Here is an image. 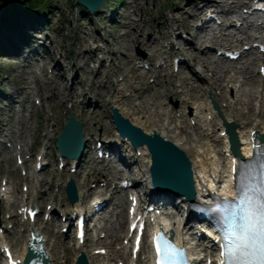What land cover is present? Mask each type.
<instances>
[{
    "label": "bare ground",
    "instance_id": "obj_1",
    "mask_svg": "<svg viewBox=\"0 0 264 264\" xmlns=\"http://www.w3.org/2000/svg\"><path fill=\"white\" fill-rule=\"evenodd\" d=\"M183 1L184 0H175V3H181ZM197 1L198 0H187L185 3H182V8H179V10L183 12H181V15L179 16L173 15L167 19L161 14L159 19L162 20L161 23H169L168 27L173 25H176V27H182L184 32L189 34V36L196 28L202 34L200 36L197 34L198 31H196L197 33H194L193 36L191 34L192 37L189 42L183 44L180 49L177 48V52L174 49L170 52V55L182 53L185 57H187V61L190 60L199 65V71L196 72L192 70V68L190 69V66L186 63V61H182V63L178 65V68L180 65L187 64V69L190 70V73L187 75L181 73L183 69L181 66V71L179 69L176 74H173L168 71V65L166 67L158 66L157 68L154 65L153 69L150 71L148 70L146 73L128 77L127 73L136 70L133 69L132 64L133 61L137 60V57H119L118 54L120 53V50H107V45L101 47L97 44V42H99L98 37L89 35L88 40H84L78 36L75 46L83 50L78 59L83 61V64L87 67L90 62L94 61L97 65L88 69L87 72H83L81 75L80 72L82 71V67H78L73 63L72 74L70 75V78L67 79L66 70L68 71V68H66V66H62L60 61L57 60L54 62L53 70L63 71V74L57 76V79L50 78V80L45 83V86L41 88H43L42 92H47V100L49 102L48 108L51 109L49 115L52 113V116H50L51 118L49 117L48 119H52L55 125L59 126L60 123H63L62 125L64 126L65 119L58 118L56 116V111L61 108L64 102H66V99H68L70 107L67 108V111L72 112V110L77 109V116H82L90 125L87 130L83 125L86 143L90 141L86 135L97 136V126H101V136L104 138L102 146L104 149L109 151L111 155H114V157L117 158L119 162L125 164L126 167L133 164L135 168H137L136 171H133V177L131 178L132 184L134 186L138 185V188L142 190L143 195L146 197V201H149V205H155L156 209H158L159 206H168L171 210L175 211V215L171 218L172 225L175 227L173 229L178 232L179 238L186 241L188 247L192 250L193 259L197 260L195 264H204L206 259H211L209 255L213 254L216 245L212 242L213 236L211 232L204 227V223L202 221L197 220L195 214H192L190 205L192 203L205 204L212 195L220 193H222L224 197H232V190L229 182L231 177L230 169L233 166V163H231V158L233 156L228 149L229 144L227 136L225 135V137H221V135H219V133L224 130L220 119L216 114L213 115L215 112H213L210 107L207 108L201 103L204 95L203 93L206 89L205 86L213 90L212 98L220 103L221 112L226 121L233 122L238 125L237 133L240 140V152L241 156L245 159L249 157V148L247 145L250 132L255 129L259 134H264V72L263 74L260 73L259 75H254L248 66L239 69H237V67H232L231 70L213 67L211 63H208L204 60V58H199L193 53L197 48V50L201 48L204 50H210L209 44H212V39L216 37L214 29L207 32V25L209 22L206 20L208 13H215L221 16V23L217 25V28H219L218 33L220 34V37L223 36V40H226L224 41L225 44H228L227 41L229 38H235L236 36L231 34H222L224 28L231 26L236 29L237 34L243 33L246 36L245 38L239 40L240 45H243L244 41L249 43L251 38L254 36L248 34L247 31L251 27L254 28L256 26L254 21H250V24L245 23L248 22V18L260 16L254 9L250 11L252 3L255 0H236L232 3H229L230 0H199V5L197 4ZM106 2L107 0L102 3L99 11L104 7ZM232 5H234V7ZM184 8L192 9V12L188 14L184 11ZM233 8H236V10ZM242 8H246L247 12L250 13L241 12L240 10H242ZM96 12L97 11L90 14L94 15ZM185 14H187V16H184ZM99 17L105 19L103 14H100ZM29 20L30 17H22L19 20H14L13 31L6 32V29H4L1 43L10 49V51L5 53V57H18V59H23L24 62H30L29 60L38 61V59L34 58L37 54L35 43H38V35L41 33V30L32 29ZM236 22L241 23V26H247V31L244 32L241 28H236ZM127 23H129L127 24V27L132 25L139 30V23H146V21L144 19L135 21H131L129 19ZM194 23H198L200 26L196 27ZM76 27L79 29L85 28L82 26L81 21H77ZM166 28L167 27H165V29ZM136 31L137 30H135V32ZM134 40L135 42H139L140 40L137 32ZM92 44H95V53L105 51L111 55V61L108 65L105 64V60H102L96 54H90L87 58H85L87 54L85 50H88ZM142 44L151 51H155V49L160 47V43L157 39L147 40L142 42ZM185 45L190 47L191 50H188L189 48H186ZM218 45L221 47L220 44ZM243 54L245 55L244 58H247L248 56L255 54V49L250 46L247 51H242V56ZM148 60L152 63L153 58L149 56ZM169 60L170 59L168 58L166 61L169 62ZM62 61H65L63 56ZM121 61L125 63V70L121 67ZM252 65H255V62H253ZM162 72H165V77L164 83L161 85L160 78ZM203 73L207 74V80L209 82L203 77ZM148 75H153L155 81L152 80L151 83L147 84L146 78ZM260 78H262V80ZM113 79L116 83H118V87L114 88L113 91L110 92L107 88V84L113 81ZM67 81L69 83L68 88L63 85V83ZM245 82H247L246 84H249L252 88L250 92H248V95H246V98L243 99L238 93L243 92V89L241 88ZM75 83L79 84L81 88L80 92L74 89ZM153 83H155L154 86ZM236 83H240L241 86L238 87L236 93H231V96L228 97L227 89L231 91L233 89L234 91L232 85ZM157 85L159 87L155 88ZM88 94H93L96 100L94 102L89 100L84 103L83 99ZM167 98L177 100L179 107L184 110H182L180 114H177L178 108L172 106L170 102L164 101ZM2 99L7 100L8 104H5V106L8 110H14V107L17 104L23 108L21 112H24L26 109V106L24 107L23 105V101H14L13 93L7 97H3ZM207 101H209V99ZM105 107H109V110L111 108H116L124 118L128 119L133 125L141 128L146 134L152 135L153 133H156L162 138L172 142L180 150L184 151L191 163L194 188L192 202L173 194L156 193L151 189L150 177L148 173L150 157L145 146L138 147L134 150L131 148L130 143L127 140L121 139L116 131L112 132L109 128H107L101 118V114L104 112L103 108ZM208 114L213 116L210 120L206 119ZM73 116L78 119L76 115L73 114ZM190 120H194L193 126L188 125L187 121ZM243 123H245V125H242ZM217 125H220V129L216 128ZM188 129H191V131L193 130V133H190ZM2 130L3 124L0 121V132H2ZM53 131L54 130L51 129L52 133ZM57 135L58 131L55 130L53 138ZM45 136L46 134L42 137ZM38 141L37 145H40L41 141ZM95 144L96 142L94 145ZM22 145H24L23 141ZM22 145H18L16 141H13L12 149L5 152L11 154L14 152V148L16 147L15 151H18V156H20L23 150ZM29 150L31 157L28 159H22L23 166H27L34 157L36 158L34 163L35 165L37 163L38 156H40V154L36 156L37 153L32 151L31 148H29ZM136 150L140 151L139 155ZM93 152L94 148L91 147L88 152H86L85 157H90L93 155ZM46 154L47 150L44 151L43 155ZM144 156L146 157V163L142 164V158ZM70 162L74 163L75 161L70 160ZM103 162L104 161L100 163ZM84 163L88 164L89 162L84 161ZM46 168L47 170H50L51 164L46 165L44 170H46ZM63 172L65 173V171ZM101 174V172L98 173V175ZM104 176L105 175L102 177ZM76 177L77 175H68V178L75 181L78 189V202L74 205H69L71 207L70 213H64L67 221H69L70 216L73 213H78L80 210L84 209L92 211L94 209V205L101 203H103V206L101 209V216H99V221L100 223L101 221H105L107 219L105 213L108 208H111V211L115 208V204L113 202L114 196L110 191V180L104 179L105 184L102 190L99 189V187H96L95 189V191L99 190L97 194L102 196L106 195L107 198L105 197L89 203L88 200L95 194V191L93 188H89L85 189L82 194L80 190L81 181ZM24 181L27 182L31 188H33V178L27 176L24 178ZM37 184L42 185L43 179L39 180ZM7 187H10V183L8 181H5L3 184L0 183V218H2V220L6 223L14 222L16 219V215L11 212L14 207V203L10 202L13 188L12 190L8 188L7 190L1 191L2 188L6 189ZM29 194H31L30 191ZM48 200L49 195L44 192L37 195L35 198V201L39 203L40 208H43V205ZM22 207L28 208L27 205L20 206V208ZM120 217L123 221L119 223L118 229L115 230V234L112 236L115 241L124 239L122 238L123 233L126 234V220H124L122 213L120 214ZM183 217H186L185 222L181 221ZM39 222L42 221L37 218V223L40 224ZM45 224L47 226H44L42 229L45 230L50 237L57 240H59L60 237H65V239H67V241H60L61 243L57 242L58 244L54 243L52 245L51 251H54V253L53 258H50V264H59L57 259L60 254L65 260V264H73L74 257L81 252L85 253L89 264L100 263L101 259L99 254H95L99 250L93 253L94 244L91 243V240L88 239L83 246L75 245L74 237L69 234L62 233L61 229H59L62 225L61 221L52 220L46 222ZM15 226L16 225L13 224V230L11 233L9 230L5 231L11 234V240L9 243L13 250L15 249L14 253L18 256V258L22 259L26 251L30 231L29 229H26L27 237L25 238L24 234L17 233ZM36 232H39V230ZM196 236H199V238L196 239ZM50 237L46 238L48 246H50ZM97 243L100 245L103 244L102 241L98 240ZM205 246L210 249L211 252L203 250V247ZM57 248H59L60 251H57ZM107 248L109 249L110 247L107 246ZM46 252L49 253L47 249ZM107 258L110 257L107 256ZM139 260V263L142 264L143 261L141 260V257ZM118 262L116 264H118Z\"/></svg>",
    "mask_w": 264,
    "mask_h": 264
},
{
    "label": "rangeland",
    "instance_id": "obj_2",
    "mask_svg": "<svg viewBox=\"0 0 264 264\" xmlns=\"http://www.w3.org/2000/svg\"><path fill=\"white\" fill-rule=\"evenodd\" d=\"M24 1L25 0H11L10 3L6 5L2 4L0 1V33H3L4 26L6 27L8 25L7 20H19L22 17H30L29 21L31 22L37 21V23L32 24L34 27L38 26V29L36 28L35 30H41V33L38 35V43H35L37 54L34 56V58L38 59V61L29 60L30 62H24L23 59H18V57H5V54H1L0 52V121L3 124V130L0 132V183L3 184L5 181H8L10 183V187H7V189L10 188L12 190L13 188L10 202L14 203V207L11 212L13 214H17L20 206L29 204L39 208V203L35 201V198L37 195H40L44 192L49 195V200L43 205V208H39L42 211L39 218H43L47 212L50 213L53 210L54 212L52 213V216L56 215V217H58V212L61 217L63 216L64 211H70L71 209L65 195V184L69 179L68 175H77L76 178L81 181L80 190L82 194L85 189H89L92 186H95L93 188L94 191L96 187H102V181H104V179H108L111 183L110 191L116 193L113 195V202L116 205V208L111 212L110 208L107 210V212L109 211V213L106 215L107 219L105 221H101L99 224L101 229L91 232L92 236L90 237V240L92 241L91 243L94 244L93 253L100 249L105 250V254H99L101 259L99 264H116L118 261H121L123 264H125L130 260L127 252L126 240L119 239V241H115V239L112 238L113 234H115V230L119 227V223L123 221L120 217V214H123L125 220L127 216V206L129 205V201L126 198L125 192L119 189L118 186L122 181H124V179H126V181H129V179L131 180L133 177V171H136L137 168H135L133 164H131L129 167H126V165L122 162H119L117 158L108 164L94 161L93 153V155L90 157H82L83 161L80 162L76 173H70L69 166H66L64 169H62L65 171V173L57 169L58 160H56V157L58 154L55 148L56 138H53V133L55 130H57L58 133L61 132L63 123H60L59 126H57L54 124L52 119H48L50 116H52V113L49 115L51 109L48 108L49 102L47 100V92H42L43 88L41 87L45 86V83L48 82L50 78L57 79V76L63 74V71L61 72L60 70H53L54 62L57 60L60 61L62 66H66V68H68V71L66 70L67 79H69L70 75L72 74L73 63L78 67H82V71L80 72L81 75L83 72H87L88 69L97 65V63L94 61L90 62L87 67L83 64V61L78 59L79 55H81V52L83 51L75 46L78 36L84 40H88L89 35L96 36L99 38V42H97V44H99L101 47L107 45V50H120V53L118 54L119 57H137V60L133 61L132 67L138 71L134 70L135 72L131 71L127 73L128 77L146 73L148 70H152L154 65L156 68L158 66L166 67L168 65V71L173 74H176L177 70L179 69L181 71V67L183 68L181 73H184V75L189 74L190 70L187 69V64L190 66V69L192 68V70L196 72L199 71V65L193 61H187V57H185L182 53L170 55L171 50L174 49L177 52V48L180 49L183 44L189 42L194 33H197V28L194 29V31L190 33L189 36V34L184 32L182 27H176V25L168 27L169 23H161L162 20L159 19L161 14L167 19L173 15H181V12L183 11H180L179 8H182V3H185L187 0H184L181 3H175V0H107L104 7L94 15L86 14L87 11L82 9V7L78 3H75L74 0H42V3H39V6L43 4L46 9L42 11L40 7L39 9H36L32 12H28V10L24 9ZM28 1L25 2L28 3ZM233 1L236 0H230L229 3H232ZM199 2L200 1H197L198 5ZM232 6L234 7V5ZM234 10H236V8ZM184 11L189 14L192 12V9L184 8ZM240 11L242 12V10ZM100 14H103L105 19L99 17ZM184 16H187V14ZM213 16L216 19H222L220 15L214 14ZM129 19L131 21L144 19L146 23H139L140 27L138 30L132 25L127 27V24H129L127 22ZM77 21H81L82 26L85 28H77ZM236 24L237 22L235 25ZM194 25L196 27L200 26L198 23H194ZM210 26H213L214 29L216 28L214 31L216 33V37L212 39V44H209L210 50H204L203 48L197 50V48L193 52L195 56L204 58V60H206L208 63H211L213 67L231 70L232 67H237V69H239L248 66L250 71H252V74L259 75V72L262 73L261 69L264 66V57L259 59L257 58L258 56L251 55L242 62H227L218 57V55H216V52L219 49L218 44H220V46L224 45V41L226 40H223V36H221L222 38L220 37V34H218L219 28H217L214 22L211 23ZM165 27L167 28L165 29ZM135 30H137L136 32L140 37L139 42H135L134 40L136 34ZM210 30L211 29H208L207 32H210ZM222 33L226 35H236V38H229L227 41L228 44L225 45L237 50H239V43L235 40H241L246 37L242 33L237 34L236 29L232 26L224 28ZM197 34L200 36L202 35L199 31ZM248 34L253 35L254 37L258 36L253 31H249ZM151 39H157L160 43V47L155 49V51H151L142 44V42ZM244 43L245 47L251 44H247L245 41ZM0 46L3 45L1 44ZM94 46L95 44H92L88 50H85L87 53L85 58H87L90 54H96L102 60H105V64L108 65L111 61V55L105 51L95 53ZM185 46L186 48H189L188 50H191L190 47H187V45ZM62 56L65 58L64 62L62 61ZM149 56L153 58L152 63L148 60ZM168 58L170 59L169 62L166 61ZM176 60H180L181 63L182 61H186L187 64L180 65L181 67L179 66L178 68L176 67L175 63ZM253 62H255V65H252ZM121 67H123L124 70L126 68L123 61H121ZM164 77L165 72H162L160 78L161 85L164 83ZM203 77L206 79V81H208V76L206 73H203ZM260 79L262 80V78ZM152 80L155 81L153 75H148L146 78V83L149 84L152 82ZM246 83L247 82L243 83L244 85L241 88L243 89V92L238 93L243 99L246 98V95H248V92H250L252 88ZM117 84L118 83H116L113 79V81L107 84V88L110 92H112L114 88L118 87ZM154 84L155 83H153V86ZM63 85L68 88V81L64 82ZM239 86H241L240 83L233 84L232 87L234 88V91L233 89L232 91L227 89V96L229 97L231 96V93H236ZM158 87L159 86L157 85L155 88ZM205 88L206 89L203 93L204 95L201 103L203 106L209 108L210 106L208 104L210 103L207 100L209 95H213V90L207 86H205ZM74 89L80 92L81 88L78 83L74 84ZM11 93H13L14 101H23L24 107L26 106L24 112H21L23 108H21L19 104H15L16 106L14 107V110H8V108L5 106V104H8V102L2 98L11 95ZM83 100L85 103L89 100L94 102L96 99L93 94H88ZM164 101H168L172 106L178 108L177 114H180L181 111L184 110L183 108L179 107L177 104L178 101L173 98H167ZM68 107H70V103L68 99H66V102H64L63 106L56 111V116L58 118L65 119L64 123L67 121L69 113H73L76 116L78 113L77 109L72 110V112L67 111ZM103 110L104 112L101 114V118L104 121L105 126L114 132L115 130L110 119L109 107H105ZM208 116H211V114H208L206 117ZM77 118L87 130V128L90 126L89 123L86 122L82 116H77ZM187 123L189 126H193L194 120L187 121ZM242 125H245V123ZM216 128L220 129V125H217ZM51 129L54 130L53 133L51 132ZM188 131L193 133V130L191 131V129H188ZM97 132V136L86 135L90 140L87 143L88 147L86 152H88L90 147L94 145L95 141H99L100 143L104 141V138L101 136V126H97ZM44 134H46V136L42 137ZM11 140L16 141L18 145H22L23 141L24 145H22L23 150L22 154L20 155L21 159H28L31 157L29 148H31L32 151L36 153H43L47 150L45 161L51 164V169H46L45 171L36 174L33 171L35 158H33V160L27 166L19 165L17 159L18 151H15L16 147L14 148V152L12 151L13 153L11 154L5 152L8 146L11 147ZM38 140L41 141L40 145H37L39 142ZM136 152L139 155L140 151L136 150ZM145 160L146 157L144 156L142 158V164L146 163ZM84 161H88L89 163L85 164ZM99 172L102 174L98 175ZM103 175L105 176L102 177ZM27 176L34 178V185L32 186L33 188H31V186L24 181V178ZM36 179H43V184L38 185L35 183ZM115 182L118 183L117 189L113 188ZM117 190H119V192ZM29 191L31 194H29ZM137 191L140 193L139 197L144 202L146 199L141 195L142 190L138 188V185H136L134 190L136 195ZM96 193L97 192H95V194ZM105 197L106 195L100 196V198ZM91 199H93V197H91L88 201L90 202ZM14 221L18 225L15 228L17 233L24 234L26 238V226L20 224L19 218ZM0 223L2 224L1 229L4 230V239L10 242L11 234L5 232V229H8L11 233L13 229L10 226L13 225V223H6L2 220V218H0ZM39 223L40 224L37 223L33 225V230H39V232L45 238H49V234H47L46 231L42 229L47 225L41 222ZM61 228H65L63 223L59 229ZM124 236L125 233H123V237ZM197 238H199V236ZM97 240L102 241L103 244L100 245L97 243ZM60 241H67V239H65V237H60V239L57 240L50 237V246H48L47 241L46 249L49 252L48 254L50 258H53L54 253V251H51L52 245L57 242L61 243ZM107 246L110 248L108 249ZM57 251H60V249L57 248ZM107 256L110 258H107ZM76 257L77 256L74 257L73 264L76 261ZM57 260L59 264H65V260L62 258L61 254Z\"/></svg>",
    "mask_w": 264,
    "mask_h": 264
},
{
    "label": "water",
    "instance_id": "obj_3",
    "mask_svg": "<svg viewBox=\"0 0 264 264\" xmlns=\"http://www.w3.org/2000/svg\"><path fill=\"white\" fill-rule=\"evenodd\" d=\"M0 1L8 4L11 0ZM75 1L88 12L94 13L104 0ZM214 107L226 129L230 150L234 155L241 158L239 141L235 131L237 125L224 120L217 106ZM111 119L120 137L127 139L133 149L142 146L147 149L150 157L149 176L152 190L158 193L180 196L192 202L194 188L191 163L184 151L156 133L146 134L141 128L124 118L116 108H111ZM82 130V124L70 115L62 132L57 136L56 148L61 156L72 160H78L81 157L85 148ZM261 139L264 142V135L261 136ZM66 195L71 205L78 199L75 182L72 179L66 185ZM77 262L78 264H88L84 254H81ZM43 264H49L47 259Z\"/></svg>",
    "mask_w": 264,
    "mask_h": 264
},
{
    "label": "snow or ice",
    "instance_id": "obj_4",
    "mask_svg": "<svg viewBox=\"0 0 264 264\" xmlns=\"http://www.w3.org/2000/svg\"><path fill=\"white\" fill-rule=\"evenodd\" d=\"M257 167L258 177L254 174ZM239 176L236 199L209 209L220 217L223 225L220 264H264V161L242 165ZM154 242L156 264H178L184 258L163 236H157Z\"/></svg>",
    "mask_w": 264,
    "mask_h": 264
},
{
    "label": "trees",
    "instance_id": "obj_5",
    "mask_svg": "<svg viewBox=\"0 0 264 264\" xmlns=\"http://www.w3.org/2000/svg\"><path fill=\"white\" fill-rule=\"evenodd\" d=\"M25 1H28V0H25ZM25 1L23 2V7H24V9L28 10V12H32L36 9H39L40 7H41L42 11L46 9L43 4H41V6H39V3H42V0H40V1L29 0L28 3H26Z\"/></svg>",
    "mask_w": 264,
    "mask_h": 264
}]
</instances>
